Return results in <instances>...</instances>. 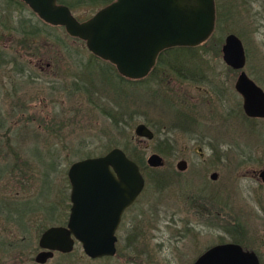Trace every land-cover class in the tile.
Listing matches in <instances>:
<instances>
[{
	"label": "rangeland",
	"instance_id": "rangeland-1",
	"mask_svg": "<svg viewBox=\"0 0 264 264\" xmlns=\"http://www.w3.org/2000/svg\"><path fill=\"white\" fill-rule=\"evenodd\" d=\"M69 1L81 18L99 5L98 0ZM216 3L223 20L215 25L214 37L198 48L202 74H181L156 63L146 79L124 82L104 74L94 60L86 65L91 52L63 26L44 23L24 2L0 0V110L10 112L7 92L14 75L16 86L21 83L20 90L32 98L24 109L27 116L0 122V264H192L211 245L240 237L237 224L244 246L264 264V183L254 172L264 163V117L246 118L234 88L239 69L216 51L219 38L220 48L226 33H236L245 49L244 69L264 89V0ZM14 51H26L25 73L10 70ZM36 51L55 60L57 73L40 72L29 63L35 59L29 52ZM76 61L77 87L74 95L64 92L62 100L60 91L69 87L63 77L70 80L71 72L60 67L76 66ZM29 72L38 78L30 82ZM40 87L46 95L41 105L34 98ZM196 96L205 103L190 111L199 113V121L175 126L186 118L189 99L199 101ZM138 122L153 129V138L134 133ZM198 143L202 156L195 151ZM113 146L136 156L145 178L116 231V254L90 257L76 241L69 252L54 251L45 262L35 261L42 230L67 219L70 163ZM151 152L161 154L164 164L148 165ZM182 157L187 165L179 170L176 161ZM212 170L218 172L215 180L209 177ZM160 175L165 179L158 181Z\"/></svg>",
	"mask_w": 264,
	"mask_h": 264
},
{
	"label": "water",
	"instance_id": "water-1",
	"mask_svg": "<svg viewBox=\"0 0 264 264\" xmlns=\"http://www.w3.org/2000/svg\"><path fill=\"white\" fill-rule=\"evenodd\" d=\"M43 21L61 25L84 41L87 49L112 63L128 78H141L154 66L158 53L171 46H195L215 28V0H112L91 16L78 20L70 8L57 0H22ZM223 61L239 69L234 88L242 97L249 117H264V89L245 71L246 54L241 38L225 34L220 46ZM138 136L151 138L153 131L143 122L134 126ZM150 166H161L158 152L146 157ZM186 161L176 162L178 169ZM264 181V164L257 170ZM70 211L66 224L49 225L38 238L34 255L45 262L54 251L69 252L78 241L90 257L113 255L122 211L142 191L145 178L138 163L123 148L113 146L98 155L79 158L67 168ZM215 172L211 177L215 178ZM130 264V263H127ZM192 264H259L253 251L233 241L211 245Z\"/></svg>",
	"mask_w": 264,
	"mask_h": 264
},
{
	"label": "flooded vegetation",
	"instance_id": "flooded-vegetation-1",
	"mask_svg": "<svg viewBox=\"0 0 264 264\" xmlns=\"http://www.w3.org/2000/svg\"><path fill=\"white\" fill-rule=\"evenodd\" d=\"M73 2L74 1H78V2H81V1H84V0H72ZM110 1H112V0H98V2L97 3H99V5L97 6V8H94V10L91 12V13H89V14H87V15H85L83 18H81L79 15H77L75 12H74V10H73V8H72V4L70 3V1L69 0H57V2H60V3H64V4H66L69 8H70V10H71V12L73 13V15L78 19V20H83V19H85V18H87V17H89V16H91L98 8H100V7H102L103 5H105V4H107V3H109ZM35 13V12H34ZM36 14V13H35ZM40 20H42L41 18H40ZM43 21V20H42ZM44 23H46V24H49V23H47V22H45V21H43ZM51 25H53V24H51ZM61 26V25H60ZM73 37H76V36H73ZM78 38V37H77ZM80 39V38H79ZM24 42H26V43H28L27 42V40H26V37L24 36ZM24 53H26V51L25 52H23V51H14L12 54H13V57L12 58H10V62H12V66L10 67V70H15V72L16 73H18V74H21V73H25L24 72V70H25V68L26 69H28V66H24L23 64H24V61H25V56H24ZM29 53H31L34 57H35V59L34 60H29V63H31L32 62V65L33 66H36L37 67V69H39V71L40 72H44V70H50L51 72H53V70L55 69V67H56V65L54 64L55 63V60L54 59H52V57H46V56H43V54L41 53V51L40 52H29ZM63 53H66V54H69V51H65V52H63ZM60 65H62V63L60 64ZM59 65V66H60ZM58 66V67H59ZM78 61H76V66L74 65V64H72L71 66H64V65H62L61 67H60V69L61 70H64V71H67V70H69L71 73H70V76H71V78H70V80L68 79V80H64V77H63V81L64 82H66L68 85H69V87H65V86H63L64 88H63V90H61L60 91V98L63 100V96H62V94H64V92H65V94L67 93V95H69V93L71 94V95H74V92H75V88L77 87V77H78V74H77V71H78ZM154 67V66H153ZM153 67L151 68V70L153 69ZM116 69V68H115ZM150 70V71H151ZM150 71L145 75V76H143V77H141L140 78V80H142V79H144L145 77H148V74H150ZM55 73H57V69H55V71H54ZM239 72V71H238ZM68 74H69V72H67ZM200 74H202L201 72H200ZM238 74V73H237ZM58 77V80H59V82L60 81H62V79H61V75L60 76H57ZM237 77V76H236ZM16 76L14 75L13 76V78H12V87L10 88V90L7 92V95H9L10 97H9V100H8V102H9V106H10V108H9V111L10 112H7V113H5V112H3V111H1L0 110V122L1 123H3L6 119H9V117H16V116H21V114H25V116H27V113H25L24 112V109L26 108V107H29L30 106V104H31V100H32V98H31V94L30 93H28L26 90H20V87H22V85H21V83H19L17 86H16ZM28 78L30 79V82L31 81H34L36 78H38V75H37V72H29L28 73ZM25 80H24V82H27V83H29V84H34V83H30L26 78H24ZM20 86V87H19ZM202 87H200V89H201ZM205 92L207 91L205 88H202ZM176 94L178 93V92H175ZM36 94H39V95H36ZM36 94H35V96H34V98H36V99H38V103H39V105H41V103H42V100H43V98H46V95H45V92L43 93V88L42 87H40L38 90H37V92H36ZM43 94V95H42ZM185 95V94H184ZM186 95H187V97H189L188 96V92H186ZM33 98V99H34ZM199 99V101H196V102H194V103H192L193 101L191 100V99H189L190 100V102H189V111H186V110H184L185 111V114L186 113H188L185 117V119H184V121H177V120H175V121H177V122H175V126H180V125H182L183 123H185V124H187V125H190V124H194V121H196V122H198L199 121V119H200V115H199V113H197V114H190V111H191V109H192V106H194V108H196V107H200V106H202L203 104H205L202 100H203V98L201 97L200 98V96L199 97H193V99ZM201 103H202V105H201ZM193 104V105H192ZM197 109V108H196ZM200 110V109H199ZM40 111V109L38 110V112ZM190 115H191V117H190ZM29 116H30V113H29ZM247 116V115H246ZM247 117H249V116H247ZM250 118H260V117H250ZM187 119V120H186ZM190 119V120H189ZM195 122V123H196ZM184 124V125H185ZM148 126V125H147ZM152 131H153V129H151ZM13 133V132H12ZM153 133H154V131H153ZM8 134H9V131L8 130H4V135H6V137H8ZM13 136H15V135H13L12 134V138H13ZM153 136H154V134H153ZM153 136L151 137V138H153ZM151 138H148V139H151ZM7 141H10V136L7 138ZM212 148L214 149V151H216V152H218V151H220V148H219V146L218 145H212ZM195 151L200 155V156H202L203 155V153H204V151H203V146L201 145V143L199 144H196V146H195ZM179 159H184L185 161H186V164H185V167H186V165H187V160L185 159V158H179ZM178 159V160H179ZM177 162V161H176ZM264 164V163H263ZM262 164V165H263ZM177 167V166H176ZM178 169V168H177ZM179 170H181V169H179ZM183 170V169H182ZM212 172H215L216 174V177L215 178H212L211 177V173ZM254 172L258 175V171L256 172L255 170H254ZM209 177L211 178V179H213V180H215L217 177H218V172L216 171V170H212L211 172H210V174H209ZM258 177H259V175H258ZM259 179L261 180V178L259 177ZM261 182L262 183H264V181H262L261 180ZM66 197H68V199H69V201H70V194H68V196H66ZM133 203V202H132ZM131 203V204H132ZM130 204V205H131ZM129 205V206H130ZM70 206H71V202L68 204V215H69V211H70ZM129 206H127L123 211H122V213H121V216H120V220H119V223H118V226H117V228H116V230H115V233H116V231L118 230V228L121 226V222H122V220H123V217H124V214H125V211H126V209L129 207ZM68 215H67V218H68ZM66 222H67V219L65 220V222L63 223V225L64 224H66ZM117 235V234H116ZM246 239V238H245ZM117 240H118V236H117ZM117 240H116V242H115V245H116V251H117ZM233 242H236V243H238L239 245H241V247L244 249V250H249V251H253V252H255V254L257 255V257H258V261H259V264H261V258H260V256L256 253V251L255 250H253L252 248H247V247H245L246 246V244L245 243H241V242H238V241H233ZM245 245V246H244ZM249 247H251V246H249ZM116 251H115V253L114 254H116ZM113 254V255H114ZM104 256H112V255H104ZM125 264H127V263H125Z\"/></svg>",
	"mask_w": 264,
	"mask_h": 264
},
{
	"label": "trees",
	"instance_id": "trees-1",
	"mask_svg": "<svg viewBox=\"0 0 264 264\" xmlns=\"http://www.w3.org/2000/svg\"><path fill=\"white\" fill-rule=\"evenodd\" d=\"M15 1H18L20 4H23V1L21 0H15ZM228 7H230V5H228ZM215 10H216V18H215V25L219 26L220 22L223 20V14H224V11L222 9V7L219 6V3L215 5ZM231 13V9L228 11L227 15H230ZM214 32V31H213ZM212 34L205 40L203 41L202 43L198 44V45H195V46H182V45H177V46H171V47H168V48H165L163 50H161L158 55H157V59H156V62H155V65L153 67V69L150 71V74L149 76L153 73L154 69H155V66H156V63L157 64H161L162 65V68H171V70L177 72V73H185V74H188V75H193L198 73L200 74V71H201V68H203V62L201 60V58L199 57V53L197 52L198 51V48L202 47V46H205V44L214 37L215 34ZM220 38H219V42L217 44V50L218 53L220 52V48H219V44H220ZM181 52H187L190 56H194L193 57V60L190 58L187 57V58H182V57H178V55H174V57H172L171 53H181ZM90 60H94L95 63H99L98 67L99 69L104 73V74H107V75H114L118 78L119 81H124V82H134V81H138L140 78H128V77H125L121 74H119L117 72V70L115 69V66L110 63L109 61L107 60H104V59H101L100 57L94 55V54H90V56L88 57V63L86 65H89L90 64ZM103 63V64H101ZM106 63V65L104 64ZM104 66V67H102ZM104 69V70H102ZM147 77H145L144 79H146ZM143 80V79H142ZM109 115H110V112H109ZM113 116V114H111ZM247 119L249 120H252L254 118H250V117H247ZM125 152L131 157L133 158L137 163V158L136 156H133L132 154H130L126 148H124ZM10 167H14V165L10 166ZM13 172H15V170H13ZM166 177V176H165ZM164 175H160V178L158 179V181H162L165 179ZM201 202L205 203V205L207 204V201L205 199H201ZM240 225L237 224V227L236 229L239 230V234L241 235L240 237L239 236H235L233 238V241H238V242H241V243H244V234L241 232V229H240Z\"/></svg>",
	"mask_w": 264,
	"mask_h": 264
}]
</instances>
